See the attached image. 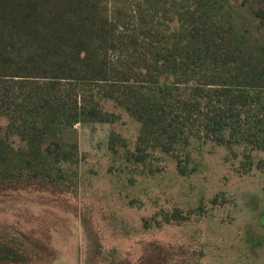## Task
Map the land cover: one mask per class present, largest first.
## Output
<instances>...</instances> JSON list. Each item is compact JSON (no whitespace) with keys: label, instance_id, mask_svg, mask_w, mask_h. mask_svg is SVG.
Instances as JSON below:
<instances>
[{"label":"trees","instance_id":"1","mask_svg":"<svg viewBox=\"0 0 264 264\" xmlns=\"http://www.w3.org/2000/svg\"><path fill=\"white\" fill-rule=\"evenodd\" d=\"M107 102L138 123L130 162L158 150L186 174L178 152L194 139L264 170V0H0V194L69 190L79 158L66 133L118 119ZM203 206L142 223L179 225ZM18 235H0V264H57L49 242ZM180 252L149 241L113 264H184Z\"/></svg>","mask_w":264,"mask_h":264},{"label":"rangeland","instance_id":"2","mask_svg":"<svg viewBox=\"0 0 264 264\" xmlns=\"http://www.w3.org/2000/svg\"><path fill=\"white\" fill-rule=\"evenodd\" d=\"M104 107L119 118L76 123L66 133L79 158L69 190L0 194V235L25 232L30 249L49 242L57 264L131 263L149 241L179 249L184 264H264V170L244 169L240 153L194 139L178 152L182 163L189 155L186 174L158 150L147 152L144 163L130 162L125 147L134 149L138 123L111 102ZM111 131L125 142L116 152ZM201 201L204 212L179 225L143 226L160 208L188 210ZM33 259L27 264H46L41 255Z\"/></svg>","mask_w":264,"mask_h":264}]
</instances>
